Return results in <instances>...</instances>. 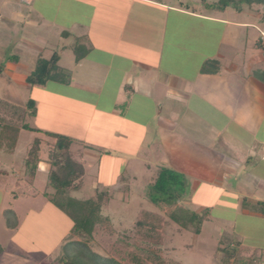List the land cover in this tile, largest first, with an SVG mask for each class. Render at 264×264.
Here are the masks:
<instances>
[{
  "label": "rangeland",
  "instance_id": "1",
  "mask_svg": "<svg viewBox=\"0 0 264 264\" xmlns=\"http://www.w3.org/2000/svg\"><path fill=\"white\" fill-rule=\"evenodd\" d=\"M23 1L26 2V0L20 2L24 3ZM18 4L15 1L0 0V124L7 122L21 126L22 122L28 129L20 131L14 153H0V169L3 171L0 178L5 181L3 186L0 185V264H54L61 253L63 242L67 239V230L72 225L69 217L50 204L43 195L46 190L48 165L41 162L34 177H30L26 172L23 159L26 149L39 134L31 131V127L45 129L47 133L68 136L74 141L70 149L75 154L80 152L84 155L88 150L89 153L109 150L107 151L110 153L109 156L102 153L104 157L98 168H92L93 158L87 160L86 164L84 162L86 175L82 187L71 192L74 198L88 199L94 196L96 184L100 190L109 188L111 192L117 189L116 192H111L109 205L102 209V214L112 220L113 234H106L100 229L97 230L94 240V248L109 251L115 242V235L125 231L138 216L139 211L156 210L144 197L151 191V186L146 182L156 177L161 168L171 169V164L166 161L158 143L152 147L143 143L137 146L139 141L136 143L133 138L132 144L127 143L128 140L126 145L124 141L123 144H118L116 140L110 139L113 134L111 128L105 129L106 133H103L107 137L105 142L99 139L96 133L97 119L100 120L99 111L112 110L110 100L113 99L110 97L114 94L118 96L117 91L111 92L107 98L103 97V100L100 99L99 102L105 104L103 106L96 102L92 93L72 87L64 88L54 82L47 83L43 88L30 86L25 83V78L34 69L38 56L49 59L54 52L61 53V50L65 49L59 66L64 68L71 79L89 81L91 78L93 79L91 86L99 88L101 79L106 77L111 85H116L123 75L127 76L131 72L135 75L132 61L138 59V49L128 46L129 41L137 39L141 44L151 45V40L157 35L156 31L161 27L158 26V17L149 9L142 7L141 10L138 4L137 7L127 0H34L31 4ZM130 6L132 9L129 15ZM252 11L258 12L260 14H257L258 17L262 16L261 6H254ZM227 14V18L230 19L244 21L246 18L242 15L236 16L232 12ZM167 19L165 39L167 42L171 32L173 34L177 27L180 32L187 31L189 27L196 29L205 26L204 28L209 27L213 31L218 29L204 21L198 22L187 17L182 20L172 12H168ZM73 21L84 24L85 28L73 30L72 35H69L67 27ZM74 31L87 35L85 42H79L87 51L90 48L89 43L94 47L92 53L86 55L85 61L76 69L74 61H69L71 55L69 48L72 49V45L78 40L73 36ZM248 32L249 41L254 42L258 38V33L253 29H249ZM23 36L33 44L25 46L22 42ZM241 42L244 44L247 40ZM181 47L179 46V49ZM182 53V49L178 51L177 48L170 57H178L181 64L184 60ZM249 53L250 49L247 48L245 55ZM190 60L184 62L191 65ZM257 68H264V65ZM173 70L181 72L178 67ZM121 93L119 102L125 104L129 93L127 91ZM29 99L38 101L39 108L35 115L27 113L25 105ZM172 102L160 97L156 105L151 101L146 102L147 105L151 104L148 105V110L151 111L132 113L129 111L124 115L129 117L136 115V122L145 119L146 130L149 134H154L156 119L163 116L167 109L173 110ZM160 103L164 105L163 111H159ZM120 109L123 110L122 105L119 106ZM127 116L124 119H127ZM133 123L135 124V121H132ZM87 125L91 127L90 130L87 129ZM46 132H42L39 137L41 157L44 159L48 150L47 142L51 141ZM122 134L125 135L123 132ZM82 137L86 138L87 142L82 141ZM83 142L91 146L84 148ZM133 152H136L135 157L123 155ZM134 160H137V164ZM125 162L126 166L123 167ZM180 176L185 179L186 187L184 191L179 189L177 192L180 194V200L175 203L174 208L181 219L185 218L188 227L174 241V256L183 264H217L215 259L218 258L219 243L227 246L232 242L242 241L254 253L255 264H264V257L260 258V251H264V222L255 218L250 219L234 209L232 201L234 197L223 194V188L214 189L209 194L197 192L189 196L187 183L190 181ZM23 179H27V183H23ZM229 183L230 189L233 183L236 184L235 181ZM189 199L191 202L187 204ZM202 200L211 205L208 207L207 215L203 213L202 208L193 205ZM8 210L13 212L14 218L11 216L9 219L11 225L17 224L14 228L6 226L5 213ZM190 213H195L199 219L201 217L203 219L199 234L193 233L195 223L192 225L187 217Z\"/></svg>",
  "mask_w": 264,
  "mask_h": 264
},
{
  "label": "crops",
  "instance_id": "2",
  "mask_svg": "<svg viewBox=\"0 0 264 264\" xmlns=\"http://www.w3.org/2000/svg\"><path fill=\"white\" fill-rule=\"evenodd\" d=\"M9 1L23 5L31 4L34 0H26L27 3L24 1L21 3L22 0ZM127 1L136 4V6L138 4L140 9L143 7L152 11L158 17V26H161L155 33L156 37L151 40V45L141 44L137 39L129 41L131 45L128 46L138 49V59L135 58L132 61L135 75L132 72L127 76L123 75L116 85H111L108 79L103 77L99 88L91 86L93 80L91 78L88 81L85 79L75 80L70 77L69 83L57 84L64 88L72 87L82 92L92 93L96 102L103 106L105 104L99 102L100 99L103 100V97L107 98L111 92L117 91L118 96L114 94L110 97L113 99L110 100L112 110L99 111L100 120L97 119L96 133L102 142L107 139L103 134L106 133L105 129L111 128L113 134L110 139L116 140L118 144H121L122 141L125 142V145L134 143L131 141L133 138L136 143L139 141L137 146H141L143 143L152 147L158 143L166 161L168 160L171 164L170 168L190 181L187 183L189 196L191 193L197 192L209 194L214 189L223 188V194L234 197L232 199L234 209L236 208L242 215L250 219L255 218L264 222L263 215L252 213L242 206L243 201L248 204H264V80L254 76L257 69L264 71V68H257L264 65V54L254 45L256 39L254 42H250L248 37L249 29L255 30L258 33V38L261 37V33H264V19L262 16L258 17V12H253V9L246 7L239 13L230 9L224 12L208 10L202 5L201 0ZM186 3L191 6H185ZM131 9L130 6L128 8L129 15ZM168 12L174 13L182 20L187 17L198 22H207L209 25L213 24L218 29L213 31L209 27L204 28L205 26L196 27V29L189 27L187 31L180 32L175 26L177 29L173 34L171 32L167 42L165 39ZM227 12L246 18L244 21L230 19L227 18ZM78 28L83 29L85 26L80 22L73 21L67 27V30L70 31L68 34L72 35L71 32ZM82 33L74 31L73 36L76 38L87 37ZM27 39L26 36H23V44L25 46L32 45L33 43ZM244 39L247 42L243 44L241 41ZM89 46L88 54L94 50L91 43ZM179 46L182 47L179 49ZM177 48L178 51L182 49L184 60L191 59V65H188L184 60L179 64L178 57H170ZM247 48L250 49V53L246 56ZM38 49L41 50L40 47ZM69 50H71L69 61H74V69H76L86 58L84 57L76 63L71 47ZM64 51L65 49H62L61 53L56 52L59 55V65ZM206 60L219 62L217 73H200L201 64ZM177 67L181 72H174L173 69ZM187 69L189 70L185 72ZM91 75L93 74L91 73ZM14 76L18 78L17 75ZM38 87L43 88L44 86ZM123 91L129 93L125 104L119 102ZM160 97L173 101L174 105L173 110L167 109L163 116L156 119L154 134H149L146 130L147 121L145 119L136 122V115L131 117L124 115L129 111L131 113L132 111H151L148 110L149 104L147 105L146 102L151 101L156 105L159 103ZM34 101L37 111L39 104L37 100ZM138 101L141 103L138 104ZM120 105L123 106V110H119ZM163 108V103H160L159 111H163ZM125 116L128 118L124 119ZM132 121H135V124H132ZM90 128L87 125V129L90 130ZM123 128L124 131H122ZM31 129L41 131H33L39 133L35 138H39L42 132H46L45 129L37 127H31ZM142 132L144 133L141 135ZM138 133L140 134L138 135ZM82 139L87 142L86 138L82 137ZM126 140H128L127 143ZM84 145L91 146L85 143ZM88 151L84 152L83 159L86 164L87 160L93 158L92 161L90 160L94 165L93 169L98 168L104 154H106L105 156L110 154L107 152L109 150L103 151L104 154L100 150L93 153ZM136 152L133 154L123 153V155L131 158L136 156ZM134 161L137 164V160ZM125 166L126 162L123 167ZM230 181L236 183L232 184V189L229 188ZM189 202H191L190 199L187 204ZM193 205L202 208L201 210H209L208 207H211L205 200L195 202ZM260 252L264 254V251ZM261 254L260 258L264 257Z\"/></svg>",
  "mask_w": 264,
  "mask_h": 264
},
{
  "label": "trees",
  "instance_id": "3",
  "mask_svg": "<svg viewBox=\"0 0 264 264\" xmlns=\"http://www.w3.org/2000/svg\"><path fill=\"white\" fill-rule=\"evenodd\" d=\"M202 5L208 10L224 12L230 9L236 13L246 7H262L264 19V0H201ZM185 6H191L186 3ZM64 33H62L63 35ZM86 36L78 38L72 45L75 62L82 60L88 51L79 42H85ZM264 54V39L257 38L254 44ZM59 55L54 52L49 59L38 56L34 69L25 78V83L30 86H45L49 82L66 84L70 76L59 66ZM219 70L217 60H206L201 64L200 73L215 74ZM254 76L264 80V71H256ZM28 115H35V101L29 99L25 105ZM28 127L21 122V126L11 123L0 124V152L14 153L19 133ZM31 131L41 132L30 129ZM50 137L47 142L46 158L41 157L40 138H35L29 145L25 154L24 165L26 172L34 177L41 161L49 167L46 174V190L44 196L54 207L66 214L71 220V227L67 239L61 246V253L53 262L54 264H183L174 256V241L187 229L185 218L178 216L174 206L180 200V194L186 187L185 179L169 168H161L156 177L147 180L151 191L144 197L155 206L154 211L141 210L133 223L125 231L116 234L115 242L109 251H99L94 248L97 230L106 234H113L112 220L102 214L103 207L109 205L112 198L109 188L100 190L96 184L94 196L88 199H77L71 192L82 187L85 179L84 159L82 153L75 154L70 148L74 142L66 135L45 133ZM81 148V147H80ZM86 148V145H84ZM3 171L0 169V173ZM22 178V177H21ZM24 180V179H23ZM4 179L0 178L3 186ZM22 183V179H20ZM27 183V179L23 181ZM178 188V189H177ZM50 190V191H48ZM48 191V192H47ZM21 194V193H20ZM243 208L264 216V204L242 203ZM166 209V211H163ZM165 212V214L163 213ZM207 215L208 210H203ZM6 226L11 225L10 217L13 212L5 213ZM190 223L194 224L193 233H200L202 217L199 219L195 213L187 214ZM192 224V225H193ZM217 264H255L254 253L242 241L232 242L229 245L219 243L217 247Z\"/></svg>",
  "mask_w": 264,
  "mask_h": 264
},
{
  "label": "built area",
  "instance_id": "4",
  "mask_svg": "<svg viewBox=\"0 0 264 264\" xmlns=\"http://www.w3.org/2000/svg\"><path fill=\"white\" fill-rule=\"evenodd\" d=\"M261 37L264 39V33H261Z\"/></svg>",
  "mask_w": 264,
  "mask_h": 264
}]
</instances>
